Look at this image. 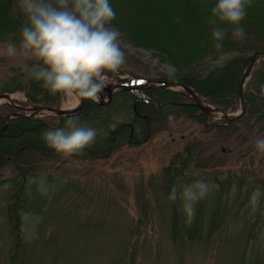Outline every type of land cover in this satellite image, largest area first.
Returning a JSON list of instances; mask_svg holds the SVG:
<instances>
[{
  "label": "rangeland",
  "instance_id": "374dc122",
  "mask_svg": "<svg viewBox=\"0 0 264 264\" xmlns=\"http://www.w3.org/2000/svg\"><path fill=\"white\" fill-rule=\"evenodd\" d=\"M13 12L25 17L19 0L14 2ZM15 45L17 54L9 56L7 44L0 43V85L16 74L27 81L30 77L25 67L41 62L31 50L21 48V41ZM119 45L125 63L119 69V80L109 77L107 84L170 79V65L152 52L131 45L122 35ZM21 93H12L18 105H24ZM69 99L62 93L61 106ZM198 114L177 118L152 138L121 145L102 158L79 159L64 154L27 157L23 166L36 171L28 176L29 190L42 198L37 209L22 214L20 224L30 264H231L240 257L244 264H250L258 253L261 256L264 152L255 147L256 136L244 140L257 129L240 134L208 132ZM44 115L41 112L37 117ZM114 118L117 122L126 120L122 114ZM209 119L214 123L222 120L217 116ZM193 138L202 140V166L193 162L176 182L177 188L203 180L220 188L221 197L213 198L210 191L198 201L191 223H186L182 212L185 236L174 243L170 236L171 205L161 193L162 171ZM9 176L4 174V178ZM10 194L8 185H0V264H8L13 240L7 218ZM215 202L220 212L214 216L210 211L208 215V207ZM198 222L202 235L191 240V229ZM260 260L254 264H264V259Z\"/></svg>",
  "mask_w": 264,
  "mask_h": 264
},
{
  "label": "trees",
  "instance_id": "16d2710c",
  "mask_svg": "<svg viewBox=\"0 0 264 264\" xmlns=\"http://www.w3.org/2000/svg\"><path fill=\"white\" fill-rule=\"evenodd\" d=\"M16 0H0V43L17 44L21 41L20 26L25 22L23 15L13 12ZM115 11L111 26L118 29L122 38L135 47L152 52L161 62L175 68L171 79L180 81L194 89L206 102L226 111L239 107V84L251 54L264 50V0H252L247 8V16L241 22L246 29L243 40L233 39L231 27L223 44L226 59H220V52L214 48L211 39L212 25L208 23L211 8L217 0H109ZM42 63V62H40ZM117 74V73H116ZM116 74L108 73L109 76ZM2 91L23 92L28 101L34 105L58 108L62 103V93H50L41 87V83L30 78L23 82L16 74L1 82ZM246 114L228 124L227 129H240L248 126L264 128V59L254 68L251 78L244 87ZM148 101V102H147ZM190 99L179 91L167 88L149 89L144 92L119 91L107 105H100L93 100H86L76 114L66 115L62 122L59 117L47 116L15 117L9 120L0 134V185H8L11 194L7 199V215L12 235L8 264H30L31 255L27 254L26 244L20 235L22 214L37 209L42 199L35 192H30L28 176L36 173L31 167L23 166L27 157H50L61 153L49 148L42 139V132L61 128L71 116L79 118L80 123L101 122L105 128L98 132L96 142L74 158H102L121 145H129L137 140L146 141L151 137L139 136L142 127L157 125L162 114L160 104L168 108L179 105L193 115L198 111L190 105ZM11 111L10 107L0 106V129L5 120L3 114ZM122 114L124 122H117L114 117ZM154 116L155 121L142 122L141 117ZM87 125V124H86ZM114 125V126H113ZM193 147H185L176 152L169 164L162 171L161 193L168 199L170 190L181 180L184 171H188L197 152ZM66 155V154H64ZM25 157V159H24ZM10 176L4 178V174ZM221 183V181H217ZM222 184V183H221ZM213 187L212 197L220 196V188ZM171 205V237L174 243L185 236L180 224L183 219L181 201L169 200ZM220 209L214 212V216ZM209 234V233H208ZM202 233H199L201 237ZM191 240H194L190 237ZM254 257V262L264 259V251ZM239 258V256H237ZM77 263V261H76ZM244 264L242 257L231 264Z\"/></svg>",
  "mask_w": 264,
  "mask_h": 264
},
{
  "label": "clouds",
  "instance_id": "9594fccd",
  "mask_svg": "<svg viewBox=\"0 0 264 264\" xmlns=\"http://www.w3.org/2000/svg\"><path fill=\"white\" fill-rule=\"evenodd\" d=\"M251 4L252 0H217L211 8V39L221 60L228 56L222 50L229 28L220 24L233 26V39L243 40L246 29L241 22ZM19 8L25 15L19 29L21 48L31 50L42 62L26 66L28 76L50 93L68 94L77 104L80 98L97 100L110 79L107 74L118 73L126 59L119 45L121 33L111 26L115 11L109 0H19ZM6 51L15 56L17 47L8 43ZM168 72L173 76L175 68L169 66ZM41 135L54 151L80 155L96 142L98 130L71 116L64 127L44 130ZM255 147L264 152V137H257ZM213 187L195 180L179 189L173 186L168 199L182 201L181 211L186 223H191L196 203Z\"/></svg>",
  "mask_w": 264,
  "mask_h": 264
},
{
  "label": "bare ground",
  "instance_id": "6f19581e",
  "mask_svg": "<svg viewBox=\"0 0 264 264\" xmlns=\"http://www.w3.org/2000/svg\"><path fill=\"white\" fill-rule=\"evenodd\" d=\"M159 83H160L159 81H154V82L153 81H145L144 83H131V85H133V87H140L142 85H145L144 89H141V91L144 92V91L149 90V89L164 88ZM177 88H180V87H177ZM238 93H239V91H238ZM242 94H243V99H244V91L243 90H242ZM238 99H239V102H241L240 94L238 96ZM3 100H5V99H2L0 101H3ZM95 102L100 104V105L109 104L106 100H100V99L99 100H95ZM78 104L71 98V99L68 100L67 104H65L64 108L65 109H73ZM190 105H192V104H190ZM159 106H160L161 110L163 111L159 120L163 123L164 127L161 126V129H159V130H156V128H158L157 125H150V127L146 128V129H144V127H142L141 132H139V136H148V137L152 138L153 136H155L157 134L158 131H160L162 129L165 130L166 126L169 125L173 120H175L177 118H182L184 116L189 115V114H187V111L185 109L181 108L179 105H176L173 108H168L167 106H165V104H160ZM209 107H210V109L208 110L209 111V115L208 116L197 117V119L200 120L201 123L203 124V127L205 128L206 131H208V132L211 131V130L222 131V132L223 131H227V133H232L233 134L235 132H238L240 134L241 131L256 127L257 130L255 132H253L252 135L249 136V134H248V136L247 135L245 136V139H244L245 142H247V140H249L248 137H252V138H254L253 136H256L255 138H257L259 136L260 137H264V128H262L260 126H256V125L255 126L251 125V126H248V127H243V128H240V129H232V130L225 128L226 127L225 123L227 122V120L223 118V113H222L223 111L222 112L221 111H214V112L210 113V111H212L211 110L212 107L211 106H209ZM60 108L64 109L61 106H60ZM57 109H59V108H57ZM196 109L198 111V108H196ZM43 112L44 113H50L51 111L43 110ZM49 116L59 117L60 121L62 122V119L66 115L65 114H55V115H49ZM215 116L219 117V119H222V120L216 121L217 123L211 122L209 117L211 118V117H215ZM44 117H47V116H44ZM169 117H172V119H169ZM41 118H43V117H41ZM141 119H143V120H141L142 122H144V121H151V122L155 121V120H153L154 116L152 117V115L148 116V117L144 116V118L141 117ZM85 124H87L88 126L94 127V128L97 127L96 129H98L100 131L105 128V125H103L101 122H90V123H85ZM97 125H99V126H97ZM64 126H62V127H64ZM100 131H98V132H100ZM258 134H260V135H258ZM185 147H191V148L193 147L194 150L193 149L192 150L197 152L198 154H197V158H195L196 156L193 157L194 159H193L192 163L193 162H197V164L199 166H202L201 163H199V161H202L201 159H203L202 158V156H203L202 154L204 152L203 151L204 147H203V144H202V140L193 138L189 142H187V144L184 145V148ZM221 151L225 152L226 149L224 147H222ZM220 197H221V192H220L219 198ZM218 208L220 209L219 205H217L216 202L213 204L212 207L209 206L208 209H207L208 210V215H210V211H211L212 214H214V212H216L218 210ZM170 212H171V210H170ZM200 217H201V221L203 222V215H200ZM196 224L197 225H195L193 227V229H191V231H192L191 235L192 236H190V237H192L193 239L195 237H197L199 235V233H201V231H200L201 228L199 226V222L196 223ZM170 231H171V224H170ZM248 248H249V250H251V247H248ZM238 250H239V252L243 251V249L240 250L239 247H238Z\"/></svg>",
  "mask_w": 264,
  "mask_h": 264
},
{
  "label": "water",
  "instance_id": "95a60500",
  "mask_svg": "<svg viewBox=\"0 0 264 264\" xmlns=\"http://www.w3.org/2000/svg\"><path fill=\"white\" fill-rule=\"evenodd\" d=\"M264 58V51L262 50H257L255 51L249 61V64L245 70V73L241 79L240 82V89H239V94H240V99H241V110L239 112H237L236 114H227L225 112H222L219 108H214L213 110L215 111H221L223 113V118L226 119L228 122L233 121L234 119L244 115L245 110H246V105H245V101L243 99V94H242V89H243V85L244 83L247 81V79L249 78V73L252 67H254L261 59ZM160 85L163 87H173V86H180L183 87L185 89V91L187 92V94L194 100V104L199 107L201 110H203L204 113H208L209 111V107L204 105L203 100L201 99V97L198 96L197 93L194 92V90L187 86L182 84L181 82L175 81V80H163V81H159ZM145 85H142L140 87H133V85H126V84H111L108 86H105L103 88V90L107 91L108 93V98L111 99V96L113 94L114 91L116 90H120V89H126V90H141L144 89ZM154 87V86H153ZM99 95L102 97V93H99ZM5 97L10 99L9 94L7 93H2L0 94V98ZM87 99L81 98L80 100V104L73 108V109H56V108H49V107H33V108H27V107H20V106H16L15 104H13V106L17 107L18 109L21 110H26V109H31L33 110L34 114L38 113L41 110H48L51 111V114H71V113H75L77 111H79L81 109V107L83 106L84 102ZM10 116L7 117V119H9ZM7 124V122L5 123V125ZM4 125V126H5ZM2 131V130H1Z\"/></svg>",
  "mask_w": 264,
  "mask_h": 264
}]
</instances>
